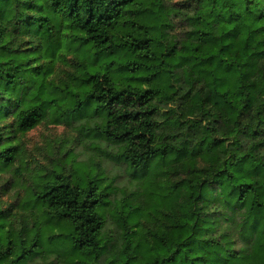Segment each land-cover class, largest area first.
Here are the masks:
<instances>
[{
  "label": "trees",
  "instance_id": "16d2710c",
  "mask_svg": "<svg viewBox=\"0 0 264 264\" xmlns=\"http://www.w3.org/2000/svg\"><path fill=\"white\" fill-rule=\"evenodd\" d=\"M42 123L111 169L0 198V264H264V0H0V173Z\"/></svg>",
  "mask_w": 264,
  "mask_h": 264
},
{
  "label": "rangeland",
  "instance_id": "374dc122",
  "mask_svg": "<svg viewBox=\"0 0 264 264\" xmlns=\"http://www.w3.org/2000/svg\"><path fill=\"white\" fill-rule=\"evenodd\" d=\"M67 60L69 61L66 63L61 60L57 68L58 73L64 74L72 69L74 63L72 56L67 57ZM75 124L52 125L42 123L27 133L16 134V143L19 144L22 152L21 158L16 165L22 166L23 169L27 170L24 171L23 177L19 180H13L10 171L0 173V198L3 206L7 207L12 203H17L26 194V189L30 183L28 180H31V175L35 170L39 167L51 166L53 160L56 157H62L65 150L74 151V153L79 155L80 160H87L88 157L92 156L97 163L102 165V168L111 169V165L103 161L102 153L86 145L85 141H89L91 138L81 135L79 127L74 126ZM60 148L62 149L61 152ZM89 173L92 176H98L100 171L97 169L91 171L90 169ZM124 183L127 187H130L124 180L118 182V185L121 187ZM111 222V218H109L107 232L114 230Z\"/></svg>",
  "mask_w": 264,
  "mask_h": 264
}]
</instances>
